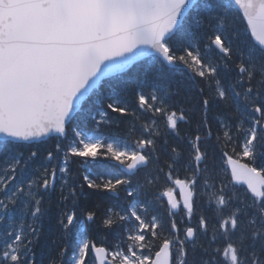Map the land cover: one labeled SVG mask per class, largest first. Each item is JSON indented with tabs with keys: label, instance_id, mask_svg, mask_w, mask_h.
Instances as JSON below:
<instances>
[{
	"label": "snow or ice",
	"instance_id": "obj_1",
	"mask_svg": "<svg viewBox=\"0 0 264 264\" xmlns=\"http://www.w3.org/2000/svg\"><path fill=\"white\" fill-rule=\"evenodd\" d=\"M233 3L258 43L229 27ZM189 21L197 29L207 23L203 53L185 39ZM133 66L144 69L139 84L124 80ZM185 70L212 95L197 89L201 116L194 134L182 137L179 123L190 121L181 105L194 97L175 101L181 87L171 85L179 72L182 86ZM129 88L136 90V108L151 114L131 142L102 132L108 123L102 109L129 114L121 95ZM213 102L221 108L215 134ZM85 105L98 109L94 134L73 128L71 141L57 143L35 168L37 150L12 154L19 141L67 138ZM0 138V264H40L36 248L52 221L59 243L51 241L56 255L50 252L48 264H89V258L92 264H264V0H0ZM218 155L226 161L223 176ZM74 159L113 162L124 173L105 179L89 169L73 178ZM142 170L143 178L133 179ZM232 181L247 185L243 195L229 193ZM168 184L180 188L181 199ZM85 195L116 200L98 225L99 205L80 208ZM198 195L215 204L210 235L208 217L197 213ZM118 224L133 225L125 229L126 246L110 251L89 238L92 225ZM77 229L69 255L65 241Z\"/></svg>",
	"mask_w": 264,
	"mask_h": 264
},
{
	"label": "trees",
	"instance_id": "obj_2",
	"mask_svg": "<svg viewBox=\"0 0 264 264\" xmlns=\"http://www.w3.org/2000/svg\"><path fill=\"white\" fill-rule=\"evenodd\" d=\"M229 27L238 30L242 34V36L245 38V41H251L252 43H255L253 41L251 35L248 32L246 23H245L242 15L234 7L233 4H232V8H231V23H230ZM205 30H207V23L206 22H205L204 28L197 29L196 26L192 25L191 21H189V27L187 28V30L185 32V39L190 40L196 47L200 48L202 53L204 52V45L207 43V38H206V36L203 35ZM194 35L196 36V38H193ZM206 55L215 59L218 54H217V52H215L213 50H209L206 53ZM143 71H144V69L142 67L133 66L124 75V80H134L137 84H139V82L143 79ZM182 75H183L182 86L178 84V82L181 81V73H179V72L176 74V76L172 82V85H171L173 89H175L178 86L181 87V95L179 97L174 98L175 101H177V102L183 101L184 98L188 95H191L192 97H194V99L191 101V103H184L181 105L186 109V116H187L188 120L190 121V123H184V122L179 123L178 130H179L180 136L183 137V136H185V134H189V133L194 134L196 124H197V122L201 116L200 107L198 104H196V100H198L200 98L197 95V89L198 88H204L205 89V95H207V96H211L212 93L209 91L207 85L204 82H202L198 77H195V78L191 77L190 73L187 70H185ZM221 75L223 76L225 83H227L229 80V76L224 74V73H222ZM105 87H107V86H105ZM121 87H123V84H121ZM104 90L105 89H102V91H104ZM144 90H145V92H148V91H151V88L148 86H145ZM117 91H119V89H117ZM135 94H136L135 88H129L126 92L121 93V95L124 98V101L129 106V114L128 115L121 116L120 114L112 113L110 110H107L106 108L102 109V110L107 111L108 118H109L108 123L104 124L102 126V132L103 133H105V134H108V133L119 134L122 139H127V140H129V142L134 141L138 137L140 125L143 123L150 122L151 114L150 113H141L136 108ZM84 108H85L84 112L77 115L72 120L70 125L68 126L67 138H61V137H57L54 135V136L48 138L44 142L37 143L36 146H35V143L34 144L33 143L32 144H24V143L17 142V147L15 148V150L13 151L12 154L14 155L16 152L23 153V150H26L27 152L24 154V156L27 157L29 152L35 148H37L39 150H40V148H43L44 153H46L48 151H54L55 145L57 143H61L62 145L69 143V139H70V136L72 135V129L73 128H79V129H81V130H83L89 134L94 133V129L96 127L94 121L98 120L97 117H94V114H96L98 109L97 108H91L88 105H85ZM133 109H136V116L135 117H133L131 114ZM220 112H221L220 106H218L215 102L210 104L208 116H209V120L212 121V123H213L214 134L216 131L214 117L220 115ZM160 123L162 124L163 122L160 121ZM214 139H215V135L213 136V140ZM26 146L28 148H26ZM181 147H183V145ZM37 149H35V150H37ZM39 150H37L39 152V154H42V152H40ZM229 154H231V153H229ZM235 157L240 158L238 156H235ZM3 159H4L3 155H0V169H2L5 166L3 163V161H4ZM242 160H245L248 162V160H246V159H242ZM215 165H216V171L218 173H220L221 176H223L225 162H224V160L220 159L219 155L215 159ZM70 167L72 170L71 176L73 178H75L77 176L82 177V175L89 169L94 170L95 172H97V174L98 173L99 174L112 173V172L114 173L116 171V167L110 165L108 162L106 164H100V165L85 164V163H82V161L80 159H74L72 161ZM134 178L135 179H142L143 178V170ZM179 178H181V179L184 178L183 172H181L179 174ZM166 186L172 187L173 185L168 184ZM57 197H58V195H56V196L51 195L50 196V199H51L52 204H53V211L55 210V202H56ZM196 201H197V205H198L197 211L202 210V207H201L202 204H201L200 200H198V198H197ZM115 202H116L115 198H112L111 200H105V199H102L100 197H90L88 195H85V196H82L80 198L79 204H80V208L82 211H86L95 205H99L98 217H97V225H98L100 223L101 216H103L104 209L108 206H111V204L115 203ZM120 202L123 203V200H121ZM204 207L206 208V203H205ZM165 208H166V205L164 208H159L158 211L160 213H164ZM214 211H215L214 207H212L206 214V216L209 219V235L211 234L212 227L215 225L213 223L214 216H215ZM182 215H183V213L181 212L180 215L177 217V219L179 220L180 216H182ZM166 219L167 218L165 216V220ZM195 224H196V218L194 217L192 225L195 226ZM97 225H92L91 226L92 228L89 229V232L91 233V235H93L94 239H96V240L98 239L101 241L103 240V241H105V243L108 246H113V244L115 243L114 240L118 241L120 238L124 239L128 235L127 231H126V233H124L123 228H117V226H116L110 230H105L104 235L100 237L97 235ZM128 225L130 226L128 228L133 227V225H131V224H128ZM53 227H54V221L46 222L44 224V235L49 234L50 236H52V234L50 232H45V230L47 228H53ZM182 227H183V225H181V228ZM92 229H93V231H92ZM77 231H78V229L74 230L72 235L67 238L66 244L68 245V247H70L72 242L75 240V238H77V235H76ZM164 236H167V227H165ZM157 243H158V241H157ZM40 245H38L36 248V259H37V261L40 262V264H48V257H49L50 252H51V255H53V256L56 255V253L53 251L54 250L53 248H51L47 251L41 252L38 249V247ZM124 245L126 246V244H124Z\"/></svg>",
	"mask_w": 264,
	"mask_h": 264
},
{
	"label": "bare ground",
	"instance_id": "obj_3",
	"mask_svg": "<svg viewBox=\"0 0 264 264\" xmlns=\"http://www.w3.org/2000/svg\"><path fill=\"white\" fill-rule=\"evenodd\" d=\"M108 174H113V172L112 173H102V174H99L98 173L97 175L103 176L105 179H107L108 178ZM54 193H56L58 195L59 194V188H56V191ZM121 214H123V213H121ZM102 217L103 216H101V218ZM114 227H116V226H114ZM128 227H130V226L129 225H125V227L123 228V232L124 233H126V230L125 229L128 228ZM91 228L92 227L90 226V229ZM117 228H122V227H120L119 224H118L117 225ZM45 232H50L52 234V236H50L49 234H45L44 235V240L42 241L41 245L38 247V249L41 252L47 251V250L51 249L52 248L51 241L54 240V239H57V237L59 236V231L57 229H55V227H53V228H47L45 230ZM104 233H105V230L104 229H101L100 227H97V235L98 236L101 237V236L104 235ZM57 243H59V240L58 239H57ZM65 243H66V241H65ZM53 251L56 253V250L55 249Z\"/></svg>",
	"mask_w": 264,
	"mask_h": 264
},
{
	"label": "rangeland",
	"instance_id": "obj_4",
	"mask_svg": "<svg viewBox=\"0 0 264 264\" xmlns=\"http://www.w3.org/2000/svg\"><path fill=\"white\" fill-rule=\"evenodd\" d=\"M71 139H72V135H71V138L69 139V142L71 141ZM36 146V145H35ZM26 148H28L27 146H26ZM35 149H37V148H35ZM37 150H39V149H37ZM40 152H42V154H39V158H38V160H37V164L36 165H34V168L36 167V166H38L40 163H42L43 162V158H44V156L47 154V152L46 153H44V151H43V148H40V150H39ZM27 151L26 150H23V154H25ZM60 157H59V155H58V159H59ZM4 160V159H3ZM54 163H55V161H53ZM258 163H260L259 161H258ZM31 174V171H30V173H26V175H30ZM228 174H229V172H228ZM231 180V179H230ZM229 180V181H230ZM233 183H230L229 184V190H230V192L232 193V192H235L237 195H243L244 194V192H245V190L246 189H239V188H235L233 185H232ZM200 202H201V207H202V210H203V212L205 211V207H204V205H205V200L204 199H200ZM227 213V210H225V214ZM215 217V216H214ZM214 223H215V219H214ZM184 226V225H183ZM2 225H0V229H2ZM145 254H147V253H145ZM89 264H92V259L91 258H89Z\"/></svg>",
	"mask_w": 264,
	"mask_h": 264
},
{
	"label": "water",
	"instance_id": "obj_5",
	"mask_svg": "<svg viewBox=\"0 0 264 264\" xmlns=\"http://www.w3.org/2000/svg\"><path fill=\"white\" fill-rule=\"evenodd\" d=\"M238 9H239V7L237 6V5H235ZM240 10V9H239ZM241 12H242V10H240ZM242 14H243V12H242ZM246 20V19H245ZM247 22V21H246ZM253 39H254V41L256 42V43H258L256 40H255V38L253 37ZM44 138H46V137H44ZM44 138H41V139H44ZM0 139H2V138H0ZM30 142V141H29ZM241 162V161H240ZM241 163H244V162H241ZM229 169H230V167H229ZM238 185H244V186H246L247 187V185L246 184H244V183H237ZM176 189H178L179 190V192H180V197H181V191H180V188L178 187V186H176V188L174 189V192H173V198L174 199H178L177 198V195H176ZM179 200V199H178Z\"/></svg>",
	"mask_w": 264,
	"mask_h": 264
}]
</instances>
